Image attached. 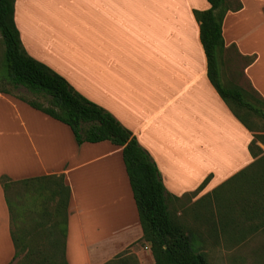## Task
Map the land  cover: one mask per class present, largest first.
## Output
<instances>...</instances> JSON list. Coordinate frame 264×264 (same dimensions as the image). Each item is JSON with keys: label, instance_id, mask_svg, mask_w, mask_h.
I'll use <instances>...</instances> for the list:
<instances>
[{"label": "crops", "instance_id": "crops-1", "mask_svg": "<svg viewBox=\"0 0 264 264\" xmlns=\"http://www.w3.org/2000/svg\"><path fill=\"white\" fill-rule=\"evenodd\" d=\"M229 10L226 49L251 57L243 76L264 100V0ZM230 2V0H229ZM246 4V5H245ZM206 0H15L13 20L25 52L110 113L150 155L175 204L201 198L253 172L252 133L232 115L207 76L193 11ZM262 149L263 147L260 146ZM64 175L70 189L63 258L105 264L142 236L121 148L77 145L70 129L0 93V176ZM147 246L144 247L146 249ZM14 248L0 186V264Z\"/></svg>", "mask_w": 264, "mask_h": 264}, {"label": "trees", "instance_id": "trees-1", "mask_svg": "<svg viewBox=\"0 0 264 264\" xmlns=\"http://www.w3.org/2000/svg\"><path fill=\"white\" fill-rule=\"evenodd\" d=\"M206 1L209 8L204 11L195 10L193 16L199 27V39L206 58L208 79L232 115L246 130L254 134L247 118H264V112L247 99L248 94L244 90L224 86L219 79L220 59L226 50L222 37V22L229 10H239L241 6L238 0H234V4L229 0ZM14 2L15 0H0V38L6 69L5 73L0 74V93L11 95L66 125L78 146L83 143L107 141L121 148L122 161L142 232L139 241L149 247L153 264H209L205 253L194 248V234L176 218L174 212L169 210L167 205L169 196L156 164L132 133L106 110L76 92L62 76L25 52L13 20ZM241 58L246 61L245 65L252 62V58ZM6 85L14 90L22 89L32 98L14 94L3 88ZM253 92L264 107V100L254 90ZM38 99H44V104ZM252 137L248 150L252 157L261 155L256 160L257 164L264 163L263 149L256 145L259 143L264 147V135ZM241 174L238 173L230 181L235 177H241ZM263 180L264 178L261 182H264ZM208 181L209 177L205 178L193 194L202 190ZM0 186L9 216V232L14 248L12 262L22 253L25 263L28 260H34L36 264L48 262L44 259L46 256L42 257L36 253L37 248H29L25 238L20 234L27 218L31 223H36L33 226L35 233H38V227L44 229L51 249H58L60 239L58 235L63 236L61 247L63 258L70 196L64 175H44L16 181L1 175ZM248 196V199L253 200L247 201L246 207L252 209V212L247 211L246 216L258 219V223H249L230 230L226 228L232 223H218L220 228L218 231L228 233L229 236L238 233L242 238L247 233L257 231L258 228L264 229V188L262 194L253 191ZM246 199L247 197L242 199V204ZM31 200L36 201L37 205L28 207L27 203L30 204ZM237 226L239 224L233 223L232 227ZM63 264H66L64 258Z\"/></svg>", "mask_w": 264, "mask_h": 264}, {"label": "rangeland", "instance_id": "rangeland-1", "mask_svg": "<svg viewBox=\"0 0 264 264\" xmlns=\"http://www.w3.org/2000/svg\"><path fill=\"white\" fill-rule=\"evenodd\" d=\"M230 1L234 4V0ZM256 1L246 0V7H257ZM220 62L219 79L222 85L229 88H241L248 94L247 99L252 104L259 106L262 112H264V107L260 104L258 96L253 92L243 76V68L247 66L245 65L246 61L239 57L233 48H230L224 50ZM5 72L3 44L0 38V74ZM3 88L14 94L23 95L29 99L32 98L22 89L14 90L8 85ZM38 101L43 104L45 102L44 99H38ZM239 113L243 114L242 111H239ZM247 121L254 131L252 135H264V118L249 117ZM256 145L262 146L259 143H256ZM253 150L255 151L254 146ZM263 178L264 163H256L253 172L245 173L239 178L235 177L229 184L212 193L201 198L197 197L195 201L191 202L195 197L193 194L182 198V200L175 204L176 210L180 212L179 216L175 215L176 218L194 234V248L197 251L205 253L209 264H264L263 228H258L255 232L247 233L242 238L238 233L229 236L228 233L218 231L220 229L218 223H232L227 226L226 229L228 230L237 229L241 225L249 223H258V219L254 220L250 216H246L247 211L252 212V209L250 210L246 206L248 204L247 201L253 200L248 199V195L253 191L259 192V194L263 193L264 182H261ZM244 197H247V199L242 204ZM30 204L27 203V206L37 205L36 201L32 200ZM233 223L239 224V226L233 228ZM35 224L31 223L30 219L27 218L23 225V230L20 234L25 238L26 245L29 248H37L38 251L36 253L42 257L46 256L47 258H44L48 261L46 264H63V258L61 257L63 236L61 234L60 236L58 235V238H60L58 249H51L49 247V238L44 229H39L38 227V233L34 232L36 231L33 228ZM145 246L147 245H142L138 241L129 245L124 250H113L111 256L106 259L105 264H153L149 247L147 246L144 249ZM23 255L24 253L15 259L12 264H36L34 260H28L25 263Z\"/></svg>", "mask_w": 264, "mask_h": 264}]
</instances>
